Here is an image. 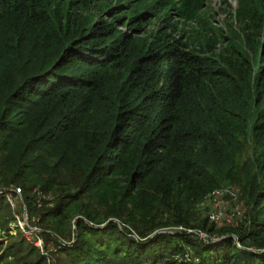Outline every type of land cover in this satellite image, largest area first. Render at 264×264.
Instances as JSON below:
<instances>
[{
    "label": "trees",
    "instance_id": "obj_1",
    "mask_svg": "<svg viewBox=\"0 0 264 264\" xmlns=\"http://www.w3.org/2000/svg\"><path fill=\"white\" fill-rule=\"evenodd\" d=\"M205 2L0 0V189L55 248L2 192L0 264H264V0Z\"/></svg>",
    "mask_w": 264,
    "mask_h": 264
},
{
    "label": "rangeland",
    "instance_id": "obj_2",
    "mask_svg": "<svg viewBox=\"0 0 264 264\" xmlns=\"http://www.w3.org/2000/svg\"><path fill=\"white\" fill-rule=\"evenodd\" d=\"M229 4L231 5V7L229 6ZM232 6H234V8L237 6V0H206L205 2V9L208 10V14L209 15H213L214 18H212V21L214 24H220L221 26L226 25V23H230L233 20L232 19H228V14H230L231 12H233V8ZM236 9V8H235ZM177 20V18H176ZM2 187H5V185H1ZM15 189V187H13ZM16 187L15 190H17ZM229 188V189H227ZM235 189V190H234ZM6 190H1L0 192H4L6 193ZM218 190H225L224 194H223V202L226 204V210H227V214L230 216V218L228 220H225L222 225L224 226H235L237 227L241 221V224L243 223V221L246 219L245 218V214H246V204L245 201L243 199V189L241 187V185H239L238 183H234L232 185H226V186H222L221 188H218ZM228 191V193H227ZM15 192H11L10 191L8 193L11 194L10 198L8 199V202L10 204V209H8L9 213L11 214V212L13 213L14 216V220L11 221L10 225L12 230L10 231V233L12 235H17L16 234V226L20 229V232H18L19 234H22V236H24L26 239L31 240L32 242H34V239L37 240L36 238V234L38 235L37 237L40 238L42 240V247L39 249L41 250V252H44L45 254H50L51 256H55L54 255V243H46V240L42 237L41 235V228H43V226H36L34 223H32L28 218H27V222L30 223V227L31 228H26L25 226V221L22 219V214H23V208H24V203L22 204L23 206H19L21 203V200L23 199V194L18 193V195L16 196ZM36 192V191H35ZM38 193V192H37ZM22 194V195H21ZM41 197V196H40ZM42 199H49L46 197H43ZM209 197L207 198V200H204V202L201 205L202 212L201 215L204 218H209V214L213 211V206L211 205V203L208 201ZM43 204V202H42ZM6 209V208H5ZM245 213H244V212ZM239 212H241V217L242 219L237 221V218H239ZM209 222L211 223V220L209 219ZM239 222V223H238ZM46 225V224H44ZM23 228H25V231H23ZM0 231V235L2 234ZM18 236V235H17ZM8 245V240L7 238L3 239V246L0 249V254L2 253L4 247H6ZM55 258V257H54Z\"/></svg>",
    "mask_w": 264,
    "mask_h": 264
},
{
    "label": "built area",
    "instance_id": "obj_3",
    "mask_svg": "<svg viewBox=\"0 0 264 264\" xmlns=\"http://www.w3.org/2000/svg\"><path fill=\"white\" fill-rule=\"evenodd\" d=\"M229 189V188H227ZM235 190V189H234ZM17 192L15 193L16 196L20 195L21 190L18 188L16 190ZM225 191V190H224ZM223 190H216L215 192H213L211 195H209V199L208 201L211 203V205L214 207L213 211L209 214V219L211 220V223L217 224L218 226H224L222 225V223L225 220H228L230 218V216L227 214V210H226V204L223 202V194H224ZM1 193V192H0ZM228 193V191H227ZM207 197V198H208ZM10 198V196H8V199ZM207 198L205 200H207ZM244 212V211H243ZM245 213V212H244ZM241 212H239V218H237V221L241 220L243 217L241 216ZM242 217V218H241ZM28 218V214H27V210L24 206L23 208V214H22V219L25 221V226L26 228H31L29 226V223L27 222ZM29 219V218H28ZM27 220V221H26ZM239 223V222H238ZM23 231H25V228H23ZM35 245L39 248L42 247V240L40 238H37V240L34 242Z\"/></svg>",
    "mask_w": 264,
    "mask_h": 264
},
{
    "label": "water",
    "instance_id": "obj_4",
    "mask_svg": "<svg viewBox=\"0 0 264 264\" xmlns=\"http://www.w3.org/2000/svg\"><path fill=\"white\" fill-rule=\"evenodd\" d=\"M10 190H6V192L8 193Z\"/></svg>",
    "mask_w": 264,
    "mask_h": 264
}]
</instances>
